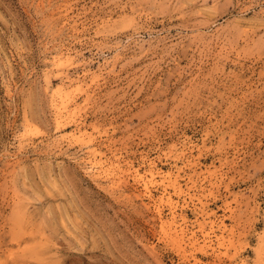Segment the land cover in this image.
I'll return each instance as SVG.
<instances>
[{
  "label": "rangeland",
  "instance_id": "374dc122",
  "mask_svg": "<svg viewBox=\"0 0 264 264\" xmlns=\"http://www.w3.org/2000/svg\"><path fill=\"white\" fill-rule=\"evenodd\" d=\"M0 264H264V0H0Z\"/></svg>",
  "mask_w": 264,
  "mask_h": 264
},
{
  "label": "bare ground",
  "instance_id": "6f19581e",
  "mask_svg": "<svg viewBox=\"0 0 264 264\" xmlns=\"http://www.w3.org/2000/svg\"><path fill=\"white\" fill-rule=\"evenodd\" d=\"M58 59H59V57H58ZM63 59V58H62ZM58 61V60H57ZM68 105V104H67ZM171 178V177H170ZM177 184V183H176ZM183 228V227H182ZM180 232V231H179ZM169 237V236H168ZM181 249V248H180ZM182 251H184V250H182Z\"/></svg>",
  "mask_w": 264,
  "mask_h": 264
}]
</instances>
